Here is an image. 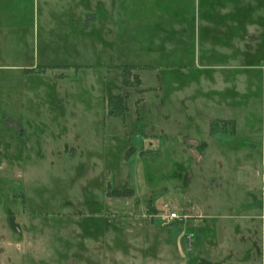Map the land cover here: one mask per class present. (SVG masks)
<instances>
[{
	"label": "rangeland",
	"instance_id": "obj_1",
	"mask_svg": "<svg viewBox=\"0 0 264 264\" xmlns=\"http://www.w3.org/2000/svg\"><path fill=\"white\" fill-rule=\"evenodd\" d=\"M93 1L0 0V264H264V57L218 55L256 31Z\"/></svg>",
	"mask_w": 264,
	"mask_h": 264
},
{
	"label": "crops",
	"instance_id": "obj_2",
	"mask_svg": "<svg viewBox=\"0 0 264 264\" xmlns=\"http://www.w3.org/2000/svg\"><path fill=\"white\" fill-rule=\"evenodd\" d=\"M81 1L79 0V2ZM78 4L76 0L75 5L78 6ZM93 4L96 10L100 8L99 0H94ZM217 7L220 11H217ZM169 14L174 35L181 38L182 32H186L189 24H191L198 48L199 42L210 48L205 51L204 55L207 56L209 53L212 54V46L229 48L233 45V41L243 42L246 40L244 38L246 27L252 26L256 32L248 39L253 45L251 52L246 50L242 53V48L239 47V51L235 49L233 52L232 49L229 53L221 50L217 54L221 58H226L241 52L243 55H250L252 60L257 61L264 57V0H169ZM3 30L4 27L0 25V45L2 46L0 47V57L3 58L2 62H4L3 45L14 49L13 43H19L18 34H9L8 32V30L14 31V27H10L7 31L4 30V33ZM237 45L241 46L240 44ZM197 52L198 54L201 53L199 49ZM19 53V49L15 48L11 57L14 58V55L18 57ZM13 58H11L12 61ZM207 61L209 62V60ZM7 62L8 65H0V70H12L13 68L18 70L20 68L19 65H9V58Z\"/></svg>",
	"mask_w": 264,
	"mask_h": 264
},
{
	"label": "trees",
	"instance_id": "obj_3",
	"mask_svg": "<svg viewBox=\"0 0 264 264\" xmlns=\"http://www.w3.org/2000/svg\"><path fill=\"white\" fill-rule=\"evenodd\" d=\"M119 99L121 100V98L117 97L113 100H116V101H119ZM109 103H112V99L109 100ZM118 106V105H117ZM108 115H111V116H118V115H121V113H118V111H115L114 108H112V106L110 105V108L108 110Z\"/></svg>",
	"mask_w": 264,
	"mask_h": 264
},
{
	"label": "built area",
	"instance_id": "obj_4",
	"mask_svg": "<svg viewBox=\"0 0 264 264\" xmlns=\"http://www.w3.org/2000/svg\"><path fill=\"white\" fill-rule=\"evenodd\" d=\"M176 217H178V216H177V214H176L175 212H171V213H169V215H168V218H169L170 220H173V219H175Z\"/></svg>",
	"mask_w": 264,
	"mask_h": 264
}]
</instances>
